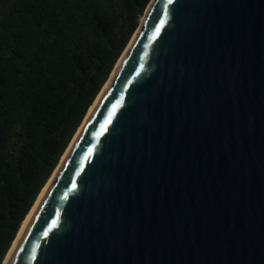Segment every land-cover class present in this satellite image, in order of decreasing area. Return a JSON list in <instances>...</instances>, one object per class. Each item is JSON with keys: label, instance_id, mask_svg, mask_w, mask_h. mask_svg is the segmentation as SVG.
Listing matches in <instances>:
<instances>
[{"label": "water", "instance_id": "95a60500", "mask_svg": "<svg viewBox=\"0 0 264 264\" xmlns=\"http://www.w3.org/2000/svg\"><path fill=\"white\" fill-rule=\"evenodd\" d=\"M126 50L7 264H264V0H152Z\"/></svg>", "mask_w": 264, "mask_h": 264}, {"label": "trees", "instance_id": "16d2710c", "mask_svg": "<svg viewBox=\"0 0 264 264\" xmlns=\"http://www.w3.org/2000/svg\"><path fill=\"white\" fill-rule=\"evenodd\" d=\"M152 0H0V264Z\"/></svg>", "mask_w": 264, "mask_h": 264}, {"label": "bare ground", "instance_id": "6f19581e", "mask_svg": "<svg viewBox=\"0 0 264 264\" xmlns=\"http://www.w3.org/2000/svg\"><path fill=\"white\" fill-rule=\"evenodd\" d=\"M126 51H127V50H126ZM126 51H125V53H126ZM125 53H124V54H125ZM124 54H123V56H124ZM122 58H123V57H122ZM122 58H121V59H122ZM119 61H121V60H119ZM118 65H119V62L117 63L115 69L117 68ZM114 76H115V71L112 73L110 79H109V80L107 81V83L105 84V86H104V88H103V91L99 94L98 98L96 99V101L94 102V104L92 105V107L90 108V111H89V113H88L87 118L85 119V121L88 119V116H90V114L92 113V111L94 110V108L96 107V105L98 104V102H99V100H100L102 94L104 93V91L106 90V88L109 86V84L112 82ZM84 123H85V122H84ZM84 123H83V125H84ZM81 130H82V129H79V131L76 133V135H75V137H74V139H73L71 145L68 147L66 153H65L64 156L62 157V158H63V159H62V162H64V160L66 159L67 155L69 154L70 149H71V147L73 146V144L75 143L76 139L78 138V136H79ZM60 167H61V164H60V165L58 166V168L55 170V172L53 173L52 177L49 179L48 183L46 184V186L43 188L42 192L40 193V195H39V197H38L36 203L34 204V206H33L32 209H31V211L29 212V214L27 215V217H26L25 220L23 221L22 226H21V228H20V230H19V232H18V235H17L16 239L14 240L13 245H12V247L10 248V250H9V252H8V254H7V256H6V258H5L3 264H7L8 260L10 259V257H11V255H12V253L14 252V250H15V248H16V246H17L19 240H20V238L22 237V235H23V233L25 232L26 228L28 227V225L30 224L31 220L33 219V217H34L36 211L38 210V208H39V206H40L42 200H43L44 197L46 196L47 191L49 190V187H50V185L52 184V182H53V180H54L56 174L58 173Z\"/></svg>", "mask_w": 264, "mask_h": 264}, {"label": "rangeland", "instance_id": "374dc122", "mask_svg": "<svg viewBox=\"0 0 264 264\" xmlns=\"http://www.w3.org/2000/svg\"><path fill=\"white\" fill-rule=\"evenodd\" d=\"M111 77V76H110ZM110 79V78H109Z\"/></svg>", "mask_w": 264, "mask_h": 264}]
</instances>
